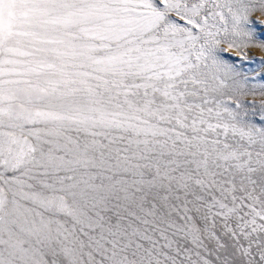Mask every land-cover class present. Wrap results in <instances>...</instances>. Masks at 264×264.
I'll use <instances>...</instances> for the list:
<instances>
[{
	"label": "snow or ice",
	"instance_id": "snow-or-ice-1",
	"mask_svg": "<svg viewBox=\"0 0 264 264\" xmlns=\"http://www.w3.org/2000/svg\"><path fill=\"white\" fill-rule=\"evenodd\" d=\"M251 49L264 0H0V264H264Z\"/></svg>",
	"mask_w": 264,
	"mask_h": 264
},
{
	"label": "rangeland",
	"instance_id": "rangeland-1",
	"mask_svg": "<svg viewBox=\"0 0 264 264\" xmlns=\"http://www.w3.org/2000/svg\"><path fill=\"white\" fill-rule=\"evenodd\" d=\"M231 57H236V52H230L228 53ZM261 59L264 58V52L260 51L259 49H251L250 50V56L248 61H237V68L242 73L247 75L249 78L257 77V87H259V80H258V74L264 71V65H261L258 62H252L253 59ZM259 99V97H257Z\"/></svg>",
	"mask_w": 264,
	"mask_h": 264
}]
</instances>
